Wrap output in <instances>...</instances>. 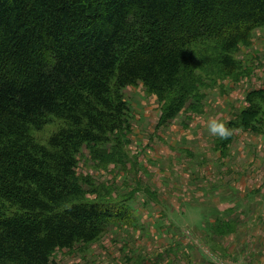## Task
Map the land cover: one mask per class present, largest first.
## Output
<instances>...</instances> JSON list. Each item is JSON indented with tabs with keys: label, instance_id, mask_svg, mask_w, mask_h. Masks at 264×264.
<instances>
[{
	"label": "trees",
	"instance_id": "trees-1",
	"mask_svg": "<svg viewBox=\"0 0 264 264\" xmlns=\"http://www.w3.org/2000/svg\"><path fill=\"white\" fill-rule=\"evenodd\" d=\"M262 27L264 0H0V264H56L130 224L126 201L86 198L82 149L129 128L126 87L155 94L164 123L201 102L192 46L217 41L233 75ZM51 118L64 125L41 144Z\"/></svg>",
	"mask_w": 264,
	"mask_h": 264
},
{
	"label": "rangeland",
	"instance_id": "rangeland-1",
	"mask_svg": "<svg viewBox=\"0 0 264 264\" xmlns=\"http://www.w3.org/2000/svg\"><path fill=\"white\" fill-rule=\"evenodd\" d=\"M192 49L201 102L164 123L155 94L143 84L126 87L129 128L79 154L86 198L126 201L132 222L112 224L94 243L57 250L56 264H148L166 249L149 251L152 219L161 233L197 244L218 264H264V27L230 53L238 63L233 75L220 64L224 51L217 41L203 39ZM210 118L227 123L232 136L210 133ZM63 125L51 118L33 135L47 145ZM171 254L167 264H195L183 261L189 254L182 247Z\"/></svg>",
	"mask_w": 264,
	"mask_h": 264
},
{
	"label": "crops",
	"instance_id": "crops-1",
	"mask_svg": "<svg viewBox=\"0 0 264 264\" xmlns=\"http://www.w3.org/2000/svg\"><path fill=\"white\" fill-rule=\"evenodd\" d=\"M139 223L140 222H137V224ZM149 225H151L149 226L151 228H149V237L147 238V240H149V251H151L155 247L156 248L165 247L166 249H163L160 254L149 256L148 264H167V262L170 261L169 255L172 252H177L179 247H182L183 249H185L189 254L183 259V261H186V263L194 262L195 264H215V263L218 264L217 260L215 261L211 260L209 257L204 256L202 253L200 254V251L202 249L199 248L197 244L195 245L196 247L191 246L190 243L183 244V242H185L183 238L179 239L177 238V236H174V235L166 236L164 233H161V231L164 228L163 227L159 228V226L161 225L159 223V220L152 219L149 221ZM170 243L172 244V249L169 252H167V250L171 248ZM171 256L175 257L176 260L179 259L174 254H171ZM256 264H258L257 261H256Z\"/></svg>",
	"mask_w": 264,
	"mask_h": 264
},
{
	"label": "clouds",
	"instance_id": "clouds-1",
	"mask_svg": "<svg viewBox=\"0 0 264 264\" xmlns=\"http://www.w3.org/2000/svg\"><path fill=\"white\" fill-rule=\"evenodd\" d=\"M208 130L222 139H227L233 134L232 128L227 123L216 118L208 120ZM188 138L191 139V134H189Z\"/></svg>",
	"mask_w": 264,
	"mask_h": 264
}]
</instances>
